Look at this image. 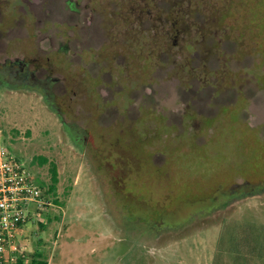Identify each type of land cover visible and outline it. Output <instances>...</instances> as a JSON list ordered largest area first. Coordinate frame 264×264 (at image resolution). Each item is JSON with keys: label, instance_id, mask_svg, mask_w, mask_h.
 I'll return each instance as SVG.
<instances>
[{"label": "rangeland", "instance_id": "1", "mask_svg": "<svg viewBox=\"0 0 264 264\" xmlns=\"http://www.w3.org/2000/svg\"><path fill=\"white\" fill-rule=\"evenodd\" d=\"M127 1L0 17V48L23 31L55 79L0 88V139L44 184L25 243L47 264H264V0Z\"/></svg>", "mask_w": 264, "mask_h": 264}, {"label": "built area", "instance_id": "2", "mask_svg": "<svg viewBox=\"0 0 264 264\" xmlns=\"http://www.w3.org/2000/svg\"><path fill=\"white\" fill-rule=\"evenodd\" d=\"M43 188L0 139V264H27L32 251L25 231L39 217Z\"/></svg>", "mask_w": 264, "mask_h": 264}, {"label": "flooded vegetation", "instance_id": "3", "mask_svg": "<svg viewBox=\"0 0 264 264\" xmlns=\"http://www.w3.org/2000/svg\"><path fill=\"white\" fill-rule=\"evenodd\" d=\"M141 1H145L146 4H151L154 0ZM41 2L42 0H20L19 3L14 4L10 0H0V17L7 19V16L11 13V11H16L17 13L28 14L31 19H36L42 14L40 4ZM138 2V0H128L126 2L131 4L129 8L131 9L130 11L135 17L137 16L134 14L133 10L136 8L138 9ZM17 7L18 10H16ZM148 13H150V15H154L153 11L150 9H148ZM4 23L5 22H0V24ZM35 28L36 27H34V29ZM11 30V33L19 34L20 44L18 46L17 51L16 49L10 51L6 48H0V88H4L5 90L10 92L26 93L27 91H34L36 93H40L41 97L43 98L42 92L40 90L43 81H45L47 87L49 88L52 83L51 81H55V79L50 77L43 79L42 73L44 68L42 65V59L39 57L38 54L26 58V56L21 51L22 46L24 45L25 48L26 44V42H22L21 35L23 31L17 30L16 28ZM2 34L5 35L10 33H5L0 29V35ZM33 49L37 51V45H35Z\"/></svg>", "mask_w": 264, "mask_h": 264}, {"label": "trees", "instance_id": "4", "mask_svg": "<svg viewBox=\"0 0 264 264\" xmlns=\"http://www.w3.org/2000/svg\"><path fill=\"white\" fill-rule=\"evenodd\" d=\"M57 183H58L57 171H56L55 166H52L51 183L48 186L47 191L51 194L55 193ZM41 185H42L41 187L43 188L44 184L42 182H41ZM42 223L43 222L39 221L40 226L43 228L44 225ZM27 264H47V260L43 254L39 253L38 251H35Z\"/></svg>", "mask_w": 264, "mask_h": 264}]
</instances>
